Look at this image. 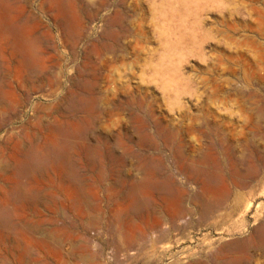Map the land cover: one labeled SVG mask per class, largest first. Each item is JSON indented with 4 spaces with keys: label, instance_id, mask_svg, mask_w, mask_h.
<instances>
[{
    "label": "rangeland",
    "instance_id": "rangeland-1",
    "mask_svg": "<svg viewBox=\"0 0 264 264\" xmlns=\"http://www.w3.org/2000/svg\"><path fill=\"white\" fill-rule=\"evenodd\" d=\"M0 7V264H264V0Z\"/></svg>",
    "mask_w": 264,
    "mask_h": 264
},
{
    "label": "bare ground",
    "instance_id": "bare-ground-1",
    "mask_svg": "<svg viewBox=\"0 0 264 264\" xmlns=\"http://www.w3.org/2000/svg\"><path fill=\"white\" fill-rule=\"evenodd\" d=\"M0 8H1V7H0ZM2 8H3V7H2ZM5 9H6V8H5ZM0 10H1V9H0ZM2 11H3V10H2ZM5 12H6V11H5ZM5 12H3V14H4ZM1 13H2V12H1ZM8 15H9V14H8ZM3 16H4V15H3ZM1 17H2V15H1ZM5 17H6V16H4V18H5ZM4 20H5V19H4ZM4 20H3V21H4ZM0 22H1V21H0ZM6 22H7V20H6ZM8 22H9V20H8ZM1 24L5 25V23H2V22H1ZM1 24H0V35H2V34L5 33L4 28H3V27H5V26H2ZM6 25H7V24H6ZM7 26H8V25H7ZM7 26H6V29H7ZM10 27H11V26H10ZM10 27H9V28H10ZM15 28H16V27H14V29H15ZM19 28H20V27H19ZM16 29H17V28H16ZM18 30H19V29H18ZM18 30H16V31H18ZM11 31H12V29H11ZM3 32H4V33H3ZM22 39H23V38H22ZM29 39H30V38H29ZM14 43H15V42H14ZM16 48H17V46H16ZM19 48H20V47H19ZM18 52H19V51H18ZM25 56H28V55H25ZM61 131H62V130H61ZM66 132H67V131H66ZM67 137H68V136H67ZM69 139H70V138H69ZM71 142H72V141H71ZM20 143H21V142H20ZM48 145H49V144H48ZM59 145H60V144H59ZM59 145H58V146H59ZM53 146H55L54 143H53ZM53 146H52V147H53ZM48 147H49V146H48ZM50 148H51V147H50ZM70 148H71V147H70ZM52 152H53V151H52ZM61 154H62V149H61V148L58 147V148H56V149L54 150V155H55V156H58V157H59ZM47 156H48V155H47ZM50 156H52V153H51ZM50 156H49V157H50ZM47 158H48V157H47ZM47 158L45 157V158H43L42 160H44V159L46 160ZM49 159H51V157H50ZM49 159H48V160H49ZM60 159H61V158H60ZM42 160H41V162H42ZM56 160H58V159H56ZM62 160H63V159H62ZM62 160H61V161H62ZM35 162H37V161L34 160V158H32V157H31V158H25V159L19 157V159H18V161H17V164H18V167H19V168H18V171H19L20 173H21V172H28V171H31V169H33L34 166H35V167H34V169H35V168H36V164H35ZM41 162H40V163H41ZM40 163H39V164H40ZM42 164H43V163H42ZM37 166H38V165H37ZM16 168H17V167H16ZM14 174H15V173H14ZM137 184H138V183H137ZM20 187H21V185H20ZM134 188H135V187H134ZM20 190H21V189H15V191H18V193H19L20 195H22L21 192H22L23 190L25 191V189L22 188V191H21V192H20ZM133 190H134V189H133ZM24 191H23V192H24ZM23 192H22V193H23ZM135 192H136V189H135ZM137 192H138V190H137ZM24 194H27V193L24 192L23 195H24ZM27 195H28V194H27ZM18 196H19V195H18ZM28 196H29V195H28ZM4 203H8V201L4 199ZM10 206H11V203H10ZM182 209H183V208H182ZM203 211H204V210H203ZM205 211H206V210H205ZM6 213H7V211H6ZM184 213H185V212H184ZM4 215H6V214H4ZM4 215H2V217H4ZM8 216H9V213H8ZM0 217H1V216H0ZM6 217H7V215H6ZM172 218H173V217H172ZM174 218H175V217H174ZM1 219H2V218H1ZM1 219H0V223L3 222ZM6 219H7V218H6ZM3 220H5V219H3ZM171 220H172V219H171ZM7 221H8V220H7ZM173 222H174V221H173ZM6 223H7V222H6ZM173 224H174V223H173ZM175 226H176V225H175ZM171 227H172V226H171ZM167 228H168V227H167ZM173 228H175V227H173ZM163 230H164V229H163ZM163 230H162V231H163ZM160 231H161V230H160ZM167 232H169V231H167ZM163 233H166V232L163 231ZM161 235H162L161 237L163 238L164 236H168L169 234H168V235L164 234V236H163V234H162V232H161Z\"/></svg>",
    "mask_w": 264,
    "mask_h": 264
}]
</instances>
